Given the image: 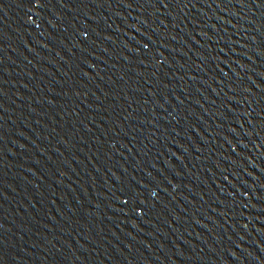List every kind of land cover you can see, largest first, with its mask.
I'll return each mask as SVG.
<instances>
[{"label": "water", "instance_id": "1", "mask_svg": "<svg viewBox=\"0 0 264 264\" xmlns=\"http://www.w3.org/2000/svg\"><path fill=\"white\" fill-rule=\"evenodd\" d=\"M0 264H264V0H0Z\"/></svg>", "mask_w": 264, "mask_h": 264}]
</instances>
